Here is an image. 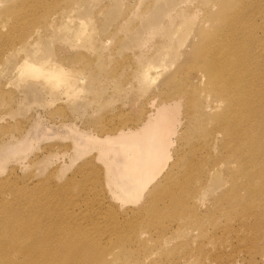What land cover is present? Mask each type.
I'll return each mask as SVG.
<instances>
[{
    "label": "bare ground",
    "instance_id": "bare-ground-1",
    "mask_svg": "<svg viewBox=\"0 0 264 264\" xmlns=\"http://www.w3.org/2000/svg\"><path fill=\"white\" fill-rule=\"evenodd\" d=\"M186 17L193 19V14L192 17ZM207 20L210 23L212 20L216 21H213L212 26H195L191 38L187 35L191 41L186 45L187 41H180L178 49H184L181 48V52H177L178 56L183 58L188 56L187 54L191 56L190 65L198 71V85L193 86V81L189 80L190 86L186 84L184 87L179 82L177 70L163 75L158 70L159 66L146 62L142 64L140 76L137 78L139 87L147 91L144 96L146 100L135 104L128 102L131 98L126 99L129 119H126V115L121 111L124 118L120 119L118 115L120 120L115 122L117 126L113 123L114 120L109 121L110 115L107 116L108 122H103L106 127L100 129L99 126L101 133L98 135L77 129L70 123L63 122L60 125L67 130L66 135L74 146L71 147L77 151L74 155L77 153L82 157L89 153L94 154L88 161L89 165L93 162L91 167L94 176L92 179L86 177L89 185L87 182L86 184L92 192L89 193V187L85 188L83 185L80 194L88 196L89 193L97 197L101 193L102 202L98 205L95 203L97 208L94 209V216L97 222L103 218V222L98 225L100 230L103 229L102 233H89L91 225L89 229L79 228L75 225V217V226L68 223L78 230L76 233L74 230L71 232L72 229L68 228L67 224L63 225L65 228L61 227V224H58L61 219L55 220L53 217V221L50 219L48 224L44 222V215L47 214H43L42 219L41 212L38 211L42 205L37 207L33 204L37 209L31 206L27 213L25 211L26 215H21L24 212H17L18 209L14 211L13 208H4L0 212V264H74L77 260L82 264V258L96 259L95 256H98L97 263L104 264V258L101 256H104L105 251L107 255L112 254V250L104 248V251L100 247L106 242L115 243L119 250L124 251L125 244H141L145 235L161 240L160 235L165 234V229V232L171 235L172 231H175L173 228L181 230L189 227L192 228L190 231L195 230L197 234L202 235L206 231L207 221L211 222L210 225L215 230V221L219 215L231 221L240 212L249 220L258 212L260 220L256 227L246 225V222L241 224L247 227L248 233L262 235L264 71L261 58L264 48L259 46V40L251 34L254 26L250 29L247 27L246 19L236 4H221L219 10L209 14ZM164 22L166 23V20ZM183 22L179 23L178 30L184 27ZM81 26L75 34L76 39L86 32V24ZM206 26L209 28L205 29ZM189 27L191 29V26ZM162 28L164 26L157 31ZM154 31L149 29L143 33L144 37L151 39ZM163 31L165 32V29ZM88 39L89 37L87 41ZM152 41H155V37ZM143 42V47L147 45L149 51L153 43L148 46L150 42L146 38ZM175 42L177 41L171 38L165 47L173 46ZM81 47L83 49L76 52H65L68 48L63 49L64 52L58 51L53 54L52 61L42 58L23 59L18 66L17 76L21 81L32 80L34 84L41 82L52 101L63 98L65 103L74 104L79 93H84L83 90L87 89L85 75L91 72L90 67L93 66L89 61L90 54L88 60L87 52L84 51L86 45ZM89 47L91 49V46ZM186 65L188 66L189 62ZM82 82L83 87L79 86ZM201 93L211 99V106L201 109L197 100L200 99ZM181 128H184L183 132H180ZM217 171L223 172L226 178L223 184L228 187L222 188L219 194L216 191V197H211V200L208 198L210 201L206 200L209 201L206 210L200 212L202 204L197 205V202L203 200V187H206L210 175ZM75 198L74 195L73 199ZM74 204L76 207V203ZM44 206L42 207L45 208ZM91 224L94 225V222ZM55 241L59 244L57 249L52 248ZM164 242L165 245L167 242ZM3 245L4 252H1ZM159 245L161 246V243ZM18 256L20 260H16Z\"/></svg>",
    "mask_w": 264,
    "mask_h": 264
},
{
    "label": "rangeland",
    "instance_id": "rangeland-1",
    "mask_svg": "<svg viewBox=\"0 0 264 264\" xmlns=\"http://www.w3.org/2000/svg\"><path fill=\"white\" fill-rule=\"evenodd\" d=\"M223 3L227 6L236 4L240 8L247 27L250 29L252 25L254 26L251 34L259 40V46L263 49L264 0H0V212L9 207V210L18 209L17 212H24L21 215H26L33 204L37 207L45 204V208L42 206L43 209L38 208L41 216L48 215L42 216V219L45 218L44 222L50 224L53 219H61L58 220L61 222L57 221L61 227L67 224L68 228L76 225L82 229H89L91 225L96 229L90 227L89 233L94 231L100 235L103 229L100 230L98 225L103 222V218L97 222L94 214L97 205L102 202V195L101 193L97 197L89 195L92 191L86 178L92 179L94 176L91 167L93 162H90V165L88 163L94 154L89 153L81 157L76 153L75 156L74 153L77 151L72 148L74 147L72 141L66 135L67 130L60 127L61 123H70L77 129L98 135L101 133L98 127L100 126V129L106 127L103 122H108V118L111 122L114 120L113 123H118V120L124 117L129 119L127 117L129 108L126 104L128 102L139 104L146 100L144 96L147 91L139 87L137 80L140 68L146 62L159 66L162 70H158L163 75L177 70L179 82L184 87L186 84L190 86L192 81L193 86L198 85V71L190 65L191 56L187 54L188 56L183 58L177 54L178 51L181 52V48L184 49V47L178 49L179 43L184 40L187 41L186 45L191 41L195 26L201 27L206 24L212 26L213 21L217 19L210 23L207 20L208 16L216 13ZM192 14L193 19H187L186 16L192 17ZM193 21L195 24H192ZM181 22L184 23V27L178 30ZM82 24H86V32L81 38L76 39L75 34ZM162 26L164 28L157 31ZM207 26L205 29L209 28ZM149 29L155 30L151 39L144 37L143 34ZM187 35L190 38H187ZM143 37L150 42L148 46H151V43L153 46L157 45L153 49V46L150 47L153 51L149 48V52L147 45L144 46L146 49L143 47ZM154 37L155 41H152ZM171 38L177 42L173 46L165 47ZM81 45H86L84 51L87 52V59L91 57L88 60L93 66L90 67L91 76L90 73L85 75L87 89L83 90L84 93H79L74 104L65 103L63 98L56 102L52 101L41 82L34 84L32 80L21 81L18 78L17 69L21 60L42 58L52 61L53 54H57L58 51L64 52L68 48L65 52H76L83 49ZM261 59L264 71V53ZM183 64L186 66L183 67ZM83 84L84 82L79 83V86L83 87ZM139 95L142 96L141 99ZM126 99L130 101L127 102ZM197 100L201 109L211 106V99L203 93ZM121 111L126 116L123 117ZM114 116L117 120L113 119ZM180 130L183 132L184 128ZM85 166H88L87 169ZM210 176L206 187H203L205 202L203 200L197 202V205L202 204L200 212L206 210L211 197H216L222 188L228 187H224L223 182L226 178L222 171ZM83 185L85 188L89 187L88 196L85 195L87 198L83 193L80 194ZM73 203H76V207ZM35 206L32 208L37 209ZM262 214L264 216V209ZM74 217L77 223L73 220ZM234 218L227 221L225 217L219 215L215 221L217 228L215 230L212 229L211 222L207 221L204 235L197 234L195 230L190 231L192 228L189 227L181 230L173 228L175 231H172L171 235L167 234L165 229L163 230L165 234L160 235L162 242L145 235L146 240L140 239L144 243L140 241L141 244L137 242L138 245L131 242L129 247L125 244L124 251L119 250L115 243L109 245L106 242L100 247L102 250L104 248L112 250V254L107 255L104 250L105 254L101 257L104 258V264H264L263 229L260 230L262 235L250 234L247 227L241 224L246 222V225L256 227L260 220L258 212L250 220L244 217L242 212ZM72 227L71 232L74 230L76 233L78 230ZM163 242L167 243L164 245ZM53 247L57 249L59 244L55 241ZM3 249L4 245L1 252H4ZM95 257L96 259L82 258V264H99L98 256ZM16 260H20V257H16ZM62 261L65 263V260ZM80 262L77 260L74 264Z\"/></svg>",
    "mask_w": 264,
    "mask_h": 264
}]
</instances>
